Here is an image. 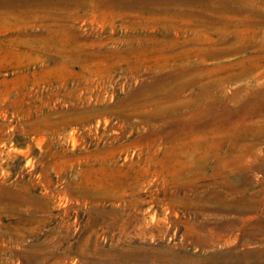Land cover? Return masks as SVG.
<instances>
[{
    "label": "rangeland",
    "instance_id": "rangeland-1",
    "mask_svg": "<svg viewBox=\"0 0 264 264\" xmlns=\"http://www.w3.org/2000/svg\"><path fill=\"white\" fill-rule=\"evenodd\" d=\"M0 264H264V0H0Z\"/></svg>",
    "mask_w": 264,
    "mask_h": 264
},
{
    "label": "bare ground",
    "instance_id": "bare-ground-1",
    "mask_svg": "<svg viewBox=\"0 0 264 264\" xmlns=\"http://www.w3.org/2000/svg\"><path fill=\"white\" fill-rule=\"evenodd\" d=\"M209 88H210V87H207V86L203 88V90H202V94H203L202 99H203V98L209 93ZM205 105H206V104H205ZM212 110H213V109H211V110H210V109H207V107H205L204 104L201 105V106H199V113H202V114H203V112L208 113V111L211 112ZM205 136H206V135H205ZM205 141H206V140H205ZM213 146H214V145H213ZM213 146H212V147H213ZM245 147H246V146H245ZM241 148H242V147H241ZM245 150H246V149H245ZM245 150H244V151H245ZM246 152H247V151H246ZM246 152H245V153H246ZM208 153H209V152H208ZM242 153H243V152H242ZM238 154H239V153H238ZM233 156H234V155H233ZM238 156H239V155H238ZM235 157H236V155H235ZM233 161H234V160H233ZM238 165H239V164H238ZM238 165H237V166H238ZM241 165H242V164H241ZM246 169H247V168H246Z\"/></svg>",
    "mask_w": 264,
    "mask_h": 264
}]
</instances>
